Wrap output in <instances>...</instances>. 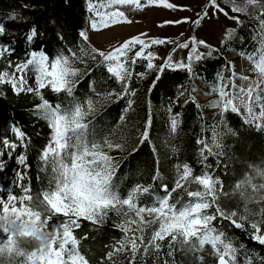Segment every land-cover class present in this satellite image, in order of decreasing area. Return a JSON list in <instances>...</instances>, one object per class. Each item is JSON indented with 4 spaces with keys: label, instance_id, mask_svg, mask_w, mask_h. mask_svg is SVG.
Wrapping results in <instances>:
<instances>
[{
    "label": "snow or ice",
    "instance_id": "6c2138e0",
    "mask_svg": "<svg viewBox=\"0 0 264 264\" xmlns=\"http://www.w3.org/2000/svg\"><path fill=\"white\" fill-rule=\"evenodd\" d=\"M62 2L66 8L72 7V0ZM124 7L133 13L148 7L193 12L190 5L171 0H83L78 41L70 47H64L66 25L55 12L43 24L38 20L28 23L15 12L0 18V99L7 98L5 86L15 96L31 94L36 100L28 111L37 124L43 121L48 129L45 143L36 149L39 184L35 190L28 174L33 167L27 153L32 137L16 121L0 131V173L7 168L5 156L15 159L12 184L19 189L16 194L0 186V193L7 191L6 196L0 195V264H208L209 260L212 264H264V254L249 248L230 231L239 230L247 240L264 248V156L248 164L227 191L223 180L207 164L210 156L224 155L225 135H239L238 128L227 119L229 114L238 117L239 126L264 132V0H205L192 16L157 25L187 24L191 26L187 35L181 32L175 38L154 37L140 32L104 48L93 45L91 33L134 22L122 10ZM21 8L29 10L33 5L25 2ZM220 15L235 22L237 28L226 26L219 38L220 47H216L195 33L205 21L219 20ZM241 15L256 21L250 25L254 35L249 38V46L238 52L251 63L250 74L238 73L235 61L227 60L220 50L227 51L248 23L241 20ZM9 23L27 27L17 36ZM240 40L243 45L244 37ZM17 41L27 45L24 59L12 58ZM52 43L61 45V49L50 55L48 45ZM157 45L174 47L161 56L151 50ZM184 50L186 57L174 58ZM212 59L222 63L205 95L215 93L216 98L202 105L193 95L194 83L188 88L180 84L174 85L176 91L166 106L171 134H177L183 123V114L175 111L176 107L194 104L201 120L205 106L216 110L219 123L211 125L207 135L202 128L195 139L202 170L196 174L191 163L182 161L174 166L170 182L162 180L159 151L151 137L155 119L151 94L166 71L183 72L194 81L199 76L197 66ZM157 60L162 62L157 65ZM89 63L93 68H103L119 90L103 83L97 90V82L87 79L89 95L77 97L78 87L84 82L78 77L89 78L93 71ZM138 66L144 71L137 72ZM28 72L34 76L35 87L27 79ZM228 72L231 75L226 76ZM150 73L154 78L147 88L144 119L138 125L133 122L128 134V113H135L137 103L132 83L146 79ZM237 80L242 83L237 84ZM45 91L56 99H49ZM186 93L188 98L181 105L180 98ZM61 95L63 100L59 99ZM120 102L124 107L115 126L98 133L95 119L88 117H95L105 104ZM221 126L224 132L218 130ZM145 144L152 156L149 180L159 183H137L122 193L117 180L123 165ZM157 189L163 194L148 195ZM145 195L150 203L143 201ZM144 214L150 219L146 220ZM109 223L121 235L109 237L94 252L84 241L95 240L89 233L99 232Z\"/></svg>",
    "mask_w": 264,
    "mask_h": 264
},
{
    "label": "trees",
    "instance_id": "16d2710c",
    "mask_svg": "<svg viewBox=\"0 0 264 264\" xmlns=\"http://www.w3.org/2000/svg\"><path fill=\"white\" fill-rule=\"evenodd\" d=\"M25 2L31 3L33 8L29 10L22 9L21 5ZM53 5H55V7H53ZM13 12L21 14L23 17L27 18L28 23L38 20L41 24L44 23L48 16H51L55 12L61 21L66 25L64 30V47L73 46L78 41L76 31L84 18L83 0H72L71 8H66L63 5L62 0H0V18L6 19L7 16L11 15ZM241 20L248 21V23H246L244 27L238 31L227 51L223 48L220 49L224 57H226L229 61H234V59L239 56L238 52L241 47L247 48L249 46V38L254 35V33L250 31V25L256 24V21L249 20V18L245 15H241ZM8 27L18 36L19 33L24 31L27 25L21 23H9ZM234 28H237V25H235ZM240 37H244L243 45H241ZM8 39L9 37H4L5 42H7ZM26 47L27 45H22V41H17L16 52L12 58L24 59L23 48ZM218 47H220V44ZM48 49L49 54L52 55L61 49V45L52 43L48 45ZM201 51L205 50L201 49ZM221 63L222 61H217L215 59L202 62L196 68L199 76L194 81H189L188 77L183 72L166 71L162 80L158 83L156 89L151 94V106L155 113L151 137L159 151L162 180L170 182V173L172 172L174 166L182 161H188L191 163L195 173L199 174L202 168L198 163V149L195 144V139L202 134V128L205 129V134L207 135L210 134V126L219 123V117L216 114L215 109L205 106L203 108L204 119L201 120L197 115V109L194 104L189 103L183 108H175V111L182 112L183 123L177 134H171L167 125L168 113L166 106L169 98L176 91L174 85L182 84L185 88H188L191 83H194L196 90L205 95V93L209 91V87L213 82L214 74L219 70ZM78 66L83 67V65ZM88 67L93 68V65L89 63ZM136 71H144V68L138 66ZM153 78L154 73H150L146 79H137L132 83V87L137 90L135 98L137 103L135 105V113H128V134H131V124L133 122L138 125L144 119L145 97L147 88ZM78 79H81L84 82L78 87L76 92L77 97L82 98L89 95L87 79L97 82V90L100 89L101 83L109 89L117 88V90H119L115 81L108 79V76L103 68H93L89 78L78 77ZM4 90L7 92V98L0 99V131H6L7 127L13 121H16L32 137L31 147L27 149V153L29 156V163L32 164L33 167L28 170V174L32 177V185L35 190L39 184V181L36 180L38 168V161L35 159L36 149L45 143L48 129L43 121H40L39 124H37L28 111L31 104L36 100L35 97L31 94L23 93L20 96H15L7 86L4 87ZM45 95L51 100L56 99L51 92L45 91ZM187 98L188 96L186 93L184 97L180 98V104L183 105L184 100ZM59 99L63 100L64 96L61 95ZM112 99H115V97H112ZM196 99L200 104L207 105L208 101L213 98L209 97L204 101H200L197 97ZM123 107L124 102L110 105L105 104L103 108L98 109L95 117L89 116L88 119H95V129L99 133L100 130H106L115 126ZM227 119L231 123L232 127L238 128L239 135L235 137L225 135L222 138V143L225 145V148L223 149L224 155L219 158L210 156L207 160V164L213 169L214 175L219 176L223 180L226 186V191L228 190V186L232 185L235 180L247 170L246 166L248 164L258 162L260 157L264 156V132L251 129L249 127L239 126V119L234 115L229 114ZM41 129L43 130L41 135L37 136L36 133L40 132ZM218 130L220 132L225 131L223 126H221ZM7 134L11 138V133L7 132ZM213 150L219 151L215 148ZM113 154L120 155V153ZM4 159L7 161V168L2 172V174L3 176H6L4 177L5 179H8L4 180L5 185L2 187H8V189H12L14 193L19 194V189L15 188L12 184L15 176L14 172L11 170L17 168L15 159H8L7 156H5ZM145 161L147 164L143 163ZM151 162L152 156L148 145L145 144L140 149L138 155L131 157L129 162L124 163L117 180V185L120 191L123 193L125 189H129L137 183H159L158 181L152 182L149 180V176L151 175ZM217 163L219 166H217ZM155 194L162 195L163 193L157 189L156 193H150L148 195ZM0 195L5 196V193H0ZM142 199L145 203H150L147 195L142 197ZM225 203H228V201H225ZM232 203L234 204L235 200H233ZM225 227H227L226 223ZM86 228L87 225L85 226V229ZM230 231L231 234L237 237L240 241L245 242L249 248H256L261 252V254H264V248H260L258 245L253 244L250 240H247L241 231L235 229H231ZM89 235L94 236L95 240L89 239L84 241V244L91 247L94 252H98L100 247L104 243L108 242L109 237H119L121 233L112 228L111 223H109L101 231L92 232L89 233ZM208 264H212V261L209 260Z\"/></svg>",
    "mask_w": 264,
    "mask_h": 264
},
{
    "label": "rangeland",
    "instance_id": "374dc122",
    "mask_svg": "<svg viewBox=\"0 0 264 264\" xmlns=\"http://www.w3.org/2000/svg\"><path fill=\"white\" fill-rule=\"evenodd\" d=\"M171 2L176 4L190 5L193 9V12H195L200 10V7L203 3H205V0H171ZM122 10L128 13L129 17L134 22L130 25L123 24L119 27H113L108 31H104L100 33H91L90 39L93 45H95L96 47L104 48L114 40L122 41L123 39L136 35L140 32H147L150 36H154V37L170 36L175 38L181 32H184L187 35L191 28V26L187 24L179 25V26H165V27H158L157 25L158 23L164 20H175L184 16H192L193 12H185V11L173 12L172 10L164 9L163 7H148L143 12H135V13H133L129 7H124ZM136 21H139V23H137ZM235 25H236L235 22L226 19L223 15H220L219 20H214L212 22L205 21L203 28L197 31L195 34L199 38L207 39V41L210 44L218 47L219 38L222 30L226 26L234 28ZM172 47H174V45H168L167 47L157 45V46H153L151 50L153 52H159L160 55L163 56L167 51H170ZM186 55H187V51L184 50L177 52L174 58L180 59L181 56L186 57ZM234 61L238 73L250 74L248 70L252 67V65L249 61L241 58L240 56L235 58ZM161 62L162 61L160 60L155 61L157 65L160 64ZM225 75L228 76L231 75V73L228 72ZM27 79L29 80V83L33 87H35L34 76L31 72H28ZM236 83L241 84L242 81L237 80ZM193 95L196 96L200 101L202 100L204 101L209 97H212L213 99L216 98L215 93L211 95H204L198 90H196L193 93ZM13 170L14 169H12L11 171L14 172ZM4 177L6 176H3V174L0 173V186L5 185L4 180L8 179V178L5 179ZM6 188L8 189V187ZM4 193L6 196L7 191L5 190ZM144 215L146 220L150 219V217L147 214Z\"/></svg>",
    "mask_w": 264,
    "mask_h": 264
},
{
    "label": "bare ground",
    "instance_id": "6f19581e",
    "mask_svg": "<svg viewBox=\"0 0 264 264\" xmlns=\"http://www.w3.org/2000/svg\"><path fill=\"white\" fill-rule=\"evenodd\" d=\"M168 125V124H167Z\"/></svg>",
    "mask_w": 264,
    "mask_h": 264
}]
</instances>
